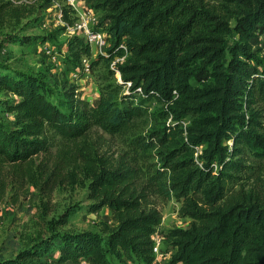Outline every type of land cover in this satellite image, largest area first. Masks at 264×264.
<instances>
[{
	"label": "trees",
	"instance_id": "obj_1",
	"mask_svg": "<svg viewBox=\"0 0 264 264\" xmlns=\"http://www.w3.org/2000/svg\"><path fill=\"white\" fill-rule=\"evenodd\" d=\"M89 1L101 12L98 27L111 38L110 55L100 57L111 64L127 53L116 66L123 82L102 85L92 105L65 80L64 110L49 98L41 77L0 74V92L17 96L5 105L13 125L0 117V202H18L27 184L52 194L83 173L91 211L108 207L115 225L53 230L13 256H0V264H113L110 255L129 264H161L154 252L162 219L155 195L175 197L180 215L192 220L189 228L167 234L176 249L167 264H264V182L228 187L248 172L250 151L264 153V78L258 69L264 56L253 43L264 35V0ZM36 6L0 0V22L19 23ZM74 43L77 52L91 55L84 37ZM151 98L166 105L165 117L176 124L138 135L133 130L147 116L144 101ZM95 129L132 133L130 151L115 158L100 154L89 139ZM150 148L161 163L155 170L140 161ZM70 216L57 224L66 226Z\"/></svg>",
	"mask_w": 264,
	"mask_h": 264
},
{
	"label": "rangeland",
	"instance_id": "obj_2",
	"mask_svg": "<svg viewBox=\"0 0 264 264\" xmlns=\"http://www.w3.org/2000/svg\"><path fill=\"white\" fill-rule=\"evenodd\" d=\"M12 1L19 4L29 2V0ZM30 1H37L36 12L33 16L24 18L19 23L16 21L0 22V74L11 71L41 77L50 87L49 98L64 110H68L64 88L65 80L68 81V84L78 85V91L81 92L82 98L89 100L92 105H97L102 85L123 82L120 70H114L112 63L109 64L108 61L100 57V55H104L103 51L98 49L95 44H90L92 49L90 56L77 52L78 47L74 40L75 37H81V35L79 36L73 31V25L78 17L76 13L67 12L69 10L68 0ZM87 3L89 2L85 1L84 6ZM90 6L92 7L91 3ZM92 9L95 12L94 16L101 15V12L93 7ZM93 24L96 26L97 20H94ZM24 37H30L33 41L28 44L20 43ZM253 43L260 49L259 55L264 56V35L258 41L254 40ZM109 47L110 45L106 47L107 52ZM126 55L127 53H124L123 56L116 58H121L123 61ZM84 59L88 60L90 70H85ZM258 69L264 78V63L259 65ZM112 70L115 71V74L112 73ZM126 92H128V87L120 88V95ZM16 99L17 96L10 92H0V117L8 125H13L14 114L5 110V105L8 101L15 102ZM144 103L148 113L144 119L137 123L133 130L134 133L146 135L153 129H163L176 124L172 118L165 117L167 107L158 99L151 98L145 100ZM187 124L188 121L183 123V126L186 127ZM132 136V133L112 136L102 129H95L89 139L91 145L100 154L115 158L121 152L130 151L129 145ZM225 144L231 147L232 140H226ZM203 147H197L198 151L195 157H198ZM246 158L248 172L240 174L241 176L235 183L229 182V188L236 190L259 188L264 182V153L262 154L261 150L259 153L250 151ZM140 161L147 162L152 170L161 166L157 150L153 148L141 152ZM215 170L218 172L221 170V166L216 165ZM153 199L157 201L162 214L161 223L156 233L164 239L161 245L163 254L159 261L161 264H167L176 250L167 241V234L176 228H189L192 220L180 215L181 202L175 197L165 198L155 195ZM15 201L18 202H0V256L3 257L17 254L32 241L53 230L59 232L67 230L102 231L104 223L110 226L115 225L108 207L100 212L91 211L88 181L83 173H78L73 179L64 180L52 194L42 192L34 185L27 184ZM70 212L71 216L66 226L57 224V221ZM57 253V250H54L50 256H56ZM110 259L113 264L131 263L129 260L120 262L113 255H110ZM44 260L47 261L48 257H45ZM81 264L91 263L88 259H82Z\"/></svg>",
	"mask_w": 264,
	"mask_h": 264
},
{
	"label": "built area",
	"instance_id": "obj_3",
	"mask_svg": "<svg viewBox=\"0 0 264 264\" xmlns=\"http://www.w3.org/2000/svg\"><path fill=\"white\" fill-rule=\"evenodd\" d=\"M85 1L89 2L86 4L87 6H84L83 4ZM68 3V5L75 11L78 17L77 21L73 25V31L84 37L91 45L95 44L98 49H101L103 51L104 55L109 56V53L106 51V47L111 45V38L105 30L98 27V17L94 16L95 12L90 6V1L68 0ZM84 7H87L86 9H89L90 11H84L86 10ZM94 20H97L96 26L93 24ZM120 61L121 58H116L114 61H112V68L114 70L119 71L116 66ZM84 66L85 70H90V65L87 59H84ZM130 85V82L127 83V87H130ZM138 91L142 92V89L138 88ZM154 239V252L157 255V260H159L160 256H162L163 254L161 248L163 238L159 234H155Z\"/></svg>",
	"mask_w": 264,
	"mask_h": 264
}]
</instances>
